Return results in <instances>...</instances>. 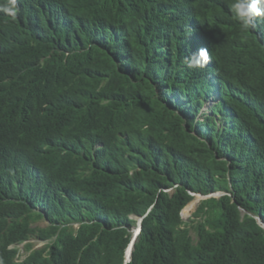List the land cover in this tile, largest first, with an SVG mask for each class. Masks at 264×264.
Wrapping results in <instances>:
<instances>
[{
	"label": "trees",
	"instance_id": "obj_1",
	"mask_svg": "<svg viewBox=\"0 0 264 264\" xmlns=\"http://www.w3.org/2000/svg\"><path fill=\"white\" fill-rule=\"evenodd\" d=\"M228 3L0 0V264H264V24Z\"/></svg>",
	"mask_w": 264,
	"mask_h": 264
},
{
	"label": "clouds",
	"instance_id": "obj_2",
	"mask_svg": "<svg viewBox=\"0 0 264 264\" xmlns=\"http://www.w3.org/2000/svg\"><path fill=\"white\" fill-rule=\"evenodd\" d=\"M228 7L242 32L255 31L261 24H264V0H229ZM208 59V50L200 48L186 56L184 63L189 69L203 68L208 63Z\"/></svg>",
	"mask_w": 264,
	"mask_h": 264
},
{
	"label": "rangeland",
	"instance_id": "obj_3",
	"mask_svg": "<svg viewBox=\"0 0 264 264\" xmlns=\"http://www.w3.org/2000/svg\"><path fill=\"white\" fill-rule=\"evenodd\" d=\"M221 196H222V193H215V194H212L211 196H208V197H217L218 198V197H221ZM205 198L206 197H202L200 195H196L194 203L192 204V206L188 210L187 214L186 215H182V219L187 222L191 218V215L195 212L199 202L202 201ZM46 225L47 224L44 221H41V220L36 221L35 223L32 224L33 227H45ZM190 236H191V238H192V240L194 242L197 241V235H196L195 230L190 229ZM31 243L33 245L32 249H39V248H41L43 246V244L41 242H38V241H31ZM17 249H18L17 260L21 261L22 259H24L26 257L27 252L25 251L23 245L17 246Z\"/></svg>",
	"mask_w": 264,
	"mask_h": 264
},
{
	"label": "water",
	"instance_id": "obj_4",
	"mask_svg": "<svg viewBox=\"0 0 264 264\" xmlns=\"http://www.w3.org/2000/svg\"><path fill=\"white\" fill-rule=\"evenodd\" d=\"M139 231H140V225H138V227H135L132 231V238H131V241L126 249V252H125V260L126 262H129L130 261V256H131V251L133 249V244L136 240V237L137 235L139 234Z\"/></svg>",
	"mask_w": 264,
	"mask_h": 264
},
{
	"label": "bare ground",
	"instance_id": "obj_5",
	"mask_svg": "<svg viewBox=\"0 0 264 264\" xmlns=\"http://www.w3.org/2000/svg\"><path fill=\"white\" fill-rule=\"evenodd\" d=\"M182 214V213H181Z\"/></svg>",
	"mask_w": 264,
	"mask_h": 264
}]
</instances>
